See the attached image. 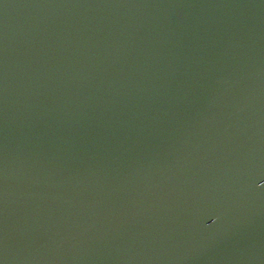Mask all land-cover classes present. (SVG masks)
<instances>
[{"label":"water","instance_id":"obj_1","mask_svg":"<svg viewBox=\"0 0 264 264\" xmlns=\"http://www.w3.org/2000/svg\"><path fill=\"white\" fill-rule=\"evenodd\" d=\"M0 264H264V0H0Z\"/></svg>","mask_w":264,"mask_h":264}]
</instances>
